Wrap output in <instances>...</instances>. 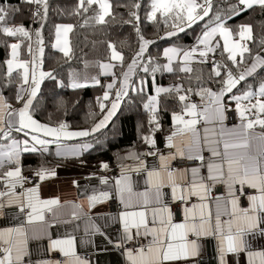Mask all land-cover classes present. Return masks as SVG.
Listing matches in <instances>:
<instances>
[{"label":"snow or ice","instance_id":"6c2138e0","mask_svg":"<svg viewBox=\"0 0 264 264\" xmlns=\"http://www.w3.org/2000/svg\"><path fill=\"white\" fill-rule=\"evenodd\" d=\"M25 10L28 26L16 22ZM249 13L264 17V0H74L55 9L50 0H0L7 49L0 61V218L11 221L0 227V264H99L111 249L125 264H202L210 241L215 264L242 255L264 264V250L251 244L264 237V19L232 23ZM50 14L70 22L50 24ZM145 23L157 39L194 25L201 31L192 45L153 55L156 39L146 36ZM123 26L132 29L134 48L111 38ZM97 36L103 39L90 38ZM46 47L58 54L52 67ZM158 73L174 79L158 83ZM46 81L102 89L90 127L73 129L59 118L69 102L55 91L56 119L36 118ZM126 100L147 115L138 125L140 148L116 154L115 175L103 174L113 169L101 162L87 184L73 180L72 199L42 196L44 182L57 175L48 158L81 157L93 147L87 138ZM76 138L86 142L66 143ZM28 155L38 158L36 167L25 168ZM109 204L115 211H97Z\"/></svg>","mask_w":264,"mask_h":264},{"label":"trees","instance_id":"16d2710c","mask_svg":"<svg viewBox=\"0 0 264 264\" xmlns=\"http://www.w3.org/2000/svg\"><path fill=\"white\" fill-rule=\"evenodd\" d=\"M15 3L16 0H13ZM53 9L57 7H69L74 0H50ZM254 16L255 19H264V17L258 15L257 13H249L247 15L241 16L239 19L233 20V24H238L241 21L249 19V16ZM16 22H24L26 26L29 23V13L25 10L23 16H19L16 19ZM59 22H70L66 17H57L54 14H50V24L59 23ZM36 27L37 25H32ZM144 31L147 37L156 39V43L150 47V52L153 55L158 54L162 49L168 45L179 44L184 47H188L195 42L196 36L201 31V26L194 25L193 28L186 30L185 33L178 34L177 37L170 39H157V30L155 26L145 23ZM45 42L48 43V31L45 33ZM84 33H79V37L82 40ZM159 35H163V32H160ZM103 39V37H90ZM112 39L127 40L132 47H135L136 37L132 32V29L128 26H123L118 28L115 32L111 34ZM2 39V38H0ZM75 39V38H74ZM86 52L87 48L84 49ZM46 67H52L56 63L57 53L55 50L46 47ZM127 55V52H126ZM7 58V49L3 44H0V61H3ZM89 58H96L91 53H89ZM96 72L95 69L92 70L94 75ZM102 83H107L109 78H101ZM174 77L171 74H157L158 83L165 84L170 83ZM58 92L61 97L68 101V107L66 114L60 115L59 118L65 119L71 126H86L92 124V118L90 117V112H99V109L96 105L95 98L102 95V89L99 87H87L78 90H71L69 88L59 89L56 88L55 84L51 81H46L42 85L43 96L41 97V109L39 110L37 117L47 121L48 114L52 113L53 117H56L54 102H53V92ZM6 95L10 93L6 92ZM78 101V103H77ZM97 119L99 116L96 117ZM162 123L167 129L171 123L170 116L168 114H162ZM147 115L144 110L136 105H133L129 101H125L120 110L117 112L116 116L112 119L109 125L102 129L99 133L94 134L91 139L94 141V145L91 149L84 152L81 157L78 159L84 160L87 163L100 164L101 162H108L109 165L117 164L116 154L126 152L130 147L136 146L140 148L139 142V130L138 125L141 123H146ZM159 134V133H157ZM164 134V133H160ZM99 141V143H97Z\"/></svg>","mask_w":264,"mask_h":264},{"label":"crops","instance_id":"0c3cea01","mask_svg":"<svg viewBox=\"0 0 264 264\" xmlns=\"http://www.w3.org/2000/svg\"><path fill=\"white\" fill-rule=\"evenodd\" d=\"M170 46V45H168ZM166 46V47H168ZM168 83H165L167 85ZM119 111V110H118ZM48 116V115H47ZM37 119L41 120L42 122H46V120L40 119L36 117ZM114 118V117H113ZM55 120L56 117H53ZM86 126H71L73 129H80V128H87L90 127V125ZM164 134H157L158 141L162 144V138ZM85 138H76L70 141H66L68 145H73L77 143H84ZM87 142H90L94 145V141L91 139V137L87 138ZM125 153L122 152V154ZM121 154V153H120ZM39 163V160L35 156H25L24 158V166L25 168L29 167H36ZM100 164L95 163H87L84 160H80L78 158H67V159H61L57 158L54 155L50 156L48 158V166L53 167L56 169L57 175L44 182L42 185V196L44 197H50L55 195H60L62 198L72 199L76 196V189L74 188L72 181L78 180L81 185H85L88 183L84 178L88 176L90 173H100ZM110 167L113 169L112 172H106L103 174L106 175H115V165H110ZM27 174V173H26ZM92 183H96L95 180L92 181ZM116 205L115 204H109L106 206H101L97 209V211H115ZM11 221L7 219L0 218V227L7 226ZM109 232H114V228H109ZM146 242V241H145ZM105 242L102 237H97V244L103 245ZM253 250H264V237H259L251 241ZM99 264H125L124 257L120 254L118 250L111 249L108 252H102L98 256ZM202 264H215V256H214V242H208L206 245V251L202 258ZM235 264H248L247 256L242 255L240 257L235 258Z\"/></svg>","mask_w":264,"mask_h":264},{"label":"built area","instance_id":"2783aa9c","mask_svg":"<svg viewBox=\"0 0 264 264\" xmlns=\"http://www.w3.org/2000/svg\"><path fill=\"white\" fill-rule=\"evenodd\" d=\"M130 246H134V245H130Z\"/></svg>","mask_w":264,"mask_h":264}]
</instances>
